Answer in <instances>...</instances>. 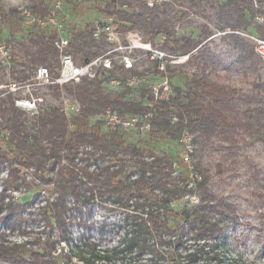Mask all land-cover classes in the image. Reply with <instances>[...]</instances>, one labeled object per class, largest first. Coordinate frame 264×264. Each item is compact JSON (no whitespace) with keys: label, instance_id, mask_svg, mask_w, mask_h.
Returning <instances> with one entry per match:
<instances>
[{"label":"trees","instance_id":"16d2710c","mask_svg":"<svg viewBox=\"0 0 264 264\" xmlns=\"http://www.w3.org/2000/svg\"><path fill=\"white\" fill-rule=\"evenodd\" d=\"M220 8L231 31H248L256 17L264 14L262 9L254 7L253 0H227ZM105 10L109 15L114 14L110 6ZM115 14L120 21L117 24L120 32L135 28L144 30L145 36L161 32V28H156V24L147 19L143 12L135 14L118 10ZM0 17L8 18L1 7ZM95 32L96 27L88 25L84 31L70 35V53L75 61L82 60L84 63L100 56V52L92 51L95 46L102 48ZM253 35L264 38V27H258L257 34ZM211 36L212 33L205 29L197 40L190 37L182 39L176 43L178 54L191 55L197 50V56L192 58L206 56L207 41ZM229 37L234 40L235 48L246 55L245 58L256 59L259 64H263L250 42L235 34ZM101 38L106 39L104 35ZM54 41L55 37L46 35L30 39L31 47L26 56L27 67L33 74L38 67L44 66L54 77L59 76L60 53ZM115 67L116 63L111 70L100 69L94 79L84 78L76 84L50 87L58 96L65 92V98L80 105L78 113L70 118L60 107H42L38 115L30 117L26 111L16 107L8 91L0 90V111L5 105L0 120V139L4 146H0V165L15 166L8 170L7 179L18 178L20 175L23 178V173L33 170L35 180L39 177L45 186L54 184L57 196L54 202L49 199L46 204L49 210L46 220L50 227H64L65 214L78 209L80 203L94 200L97 194L101 198L125 201L129 208L140 210L141 217L136 222L133 241L138 249V257L146 258L137 264H196L200 253L206 249L208 257L217 259L218 254L210 241L222 237L221 223L224 217L229 216L235 222L238 221L234 207L217 199L210 192L207 182L195 171L192 172V180L183 179L176 175L175 163L169 157L148 154L137 147H127L119 143V134L100 135L99 124L91 125L90 121L103 116L107 109L121 110L118 113L123 117L143 116L151 112L154 134L178 140L183 132L189 131L199 134L204 141L219 134L223 141L230 143L229 147L235 148L239 142L234 135L241 130L264 144V107L248 108L245 117L240 118L235 104L237 91H229L224 86L210 83L206 69L193 75L192 88L188 93L172 87L176 97L171 102H155L147 86L140 87L143 90L141 101L128 100L127 92L114 95L107 89L110 80L116 78ZM118 68L132 76L137 74L133 68L126 69L122 65ZM5 71L0 62V78ZM33 74L11 67L10 75L15 83H24ZM156 76L159 79L165 73L157 70ZM3 85V80H0V87ZM3 96L6 97L5 101ZM170 113L176 115L175 123H171ZM116 142L121 145L119 151L113 150L111 146ZM129 163L132 171L123 177L127 174ZM91 166H96L94 171L89 170ZM217 168L221 172V166ZM47 172H55L57 180L46 178ZM6 190L7 186L3 191ZM188 195H195L198 203L188 204L189 207L181 212L172 207ZM4 200L3 196L0 199V212ZM24 210L23 205L11 207L4 217L5 221H10L14 215L12 224L16 226ZM216 211L219 214L213 215ZM197 244L199 249L193 250L192 245ZM26 246L21 244L5 248L0 244V260H9L13 264H64L55 261L50 247L40 252L28 250ZM58 255L67 256L63 252ZM76 258L81 264H102L96 263L100 259H96L92 253L91 258L71 253V261Z\"/></svg>","mask_w":264,"mask_h":264},{"label":"rangeland","instance_id":"374dc122","mask_svg":"<svg viewBox=\"0 0 264 264\" xmlns=\"http://www.w3.org/2000/svg\"><path fill=\"white\" fill-rule=\"evenodd\" d=\"M226 1L163 0L150 7L148 0H62L59 20L65 25L63 35L70 36L84 31L88 25L91 27L113 25L117 28L120 21L115 13L118 10L135 14L143 12L147 19L156 24V28H161V32L145 36L144 30L140 28H135L133 31L144 40L151 42L154 48L177 56H188L185 62L168 65L166 76L172 87L188 93L192 88L193 75L206 69L210 83L224 86L229 91H237L236 108L239 117L244 118L248 108L264 107V65L259 64L256 59L245 58L246 55L235 48L234 40L229 37L230 34H224L231 31L220 8V5ZM54 3L55 0H0V7L8 15V18L0 17V44L6 45L9 49L12 68L16 67L18 70H26L33 74L27 67L26 56L31 47L30 39L40 35L54 36L57 33L52 28L40 29L35 23L25 19L22 11L28 10L34 15L45 17ZM253 5L264 11V0H253ZM107 6L111 7L113 15L106 12ZM258 27H264V14L256 17L248 31H238L257 34ZM205 29L212 33L207 41L206 56L192 58L197 56V50L191 55L178 54L176 43L189 37L197 40ZM48 31L51 34H48ZM96 39L102 48L95 46L92 47V51L100 52V55L116 46L114 42L101 36ZM130 57L133 70L137 71L135 76H145L150 81L157 79V64L148 52L134 50L130 53ZM82 58L84 60V57ZM76 61L82 63V60ZM115 63V79L120 81V85H108V91L114 95L127 92L128 100L141 101L143 90L126 87L124 82L132 75L118 68L120 66L118 60L114 61ZM10 72L11 68L6 69L0 78L4 82L0 90L9 91L10 84L15 83ZM39 92L45 98L43 107L63 109L64 98L67 97L65 92L60 96L50 88L41 89ZM173 95L175 98V91ZM70 101L74 100L70 99ZM170 117L171 123L177 121L174 113H170ZM173 117L176 118L172 119ZM103 121L101 116L91 119L90 124H99L100 135L119 134L121 136L119 143L127 147H137L148 154L169 157L175 163L176 175L183 179L192 180L191 174L195 171L207 182L210 192L217 199L224 200L236 210L238 221L235 222L229 216L224 217L221 223L222 237L217 241H210L218 258L208 257L206 249L200 253L196 264H264V144L261 141L241 130L234 135L239 145L231 148L230 143L223 141L219 134L204 141L199 134L192 132L195 138L190 152L180 141L181 136L178 140H172L165 135L154 134L152 119H150L151 130L144 136L134 129H111ZM0 146L4 147L1 139ZM111 146L116 151L121 149V145L119 146L117 142L112 143ZM218 166H221V172L217 171ZM13 168L15 166L0 165V199L5 197L4 207L0 212V244L5 248L27 244L26 249L42 252L50 247L55 261L64 264H81L77 258L71 261V253L83 258H91L92 253L96 259H100L96 263L102 264H137L146 258L138 257V249L133 241L135 225L141 217L140 210L129 208L125 201L101 198L97 194L94 200L85 204L80 203L78 209L66 213L64 227H50L46 220L49 210L42 202L43 197L38 198V194L34 196L45 187V184L39 177H36L35 181L26 182L22 181L21 175L18 178L7 179L8 170ZM131 171L132 166L129 163L127 174L123 177L128 176ZM46 178L57 180L55 172H47ZM6 186L8 190L4 192ZM188 204L191 202L185 199L173 204L172 207L181 212L189 207ZM16 205H23L25 210L20 222L14 226L12 224L14 215L10 221H5L4 217L10 208ZM217 214L219 211L213 213V215ZM42 235L46 237L45 240ZM198 246V244L192 245V249H199ZM60 251L67 256L57 257ZM0 264H13V262L0 260Z\"/></svg>","mask_w":264,"mask_h":264},{"label":"built area","instance_id":"2783aa9c","mask_svg":"<svg viewBox=\"0 0 264 264\" xmlns=\"http://www.w3.org/2000/svg\"><path fill=\"white\" fill-rule=\"evenodd\" d=\"M162 1L163 0H148V5L153 7ZM61 9L62 0H55L53 8L45 17L34 15L28 10L22 11L23 17L25 19H29L32 23H35L40 29L47 30L48 28H52L57 31L53 37H55L54 45L60 53V69L58 71L59 76L54 77L48 68L40 66L36 69L33 76L29 80L21 84H10L8 92L13 96L17 108L26 111L33 117L39 114L45 102V98L39 94V90L41 89H49L54 85L63 87L67 84H76L81 82L84 78L94 79L100 69H113L114 61L116 60H118L119 64L124 66L126 69H131L133 68V62L131 60L130 53L134 50H144L148 52L152 59L156 62L157 69L161 73H165V76L151 81L145 76H131L125 80L124 85L129 88L147 86L151 90L155 102L157 103L172 101L174 92L171 82L166 76L167 67L169 64L185 62L188 56H177L154 48L151 42L144 40L142 36L133 30L120 32L113 25H96L95 37L99 38L104 35L108 41L114 42L116 46L114 49L106 52L105 54L79 64L70 53V36L63 35L65 25L64 22L59 20ZM224 34H235L246 38L254 46L256 54L260 57L264 64V38L239 31H229ZM11 59L12 57L9 49L6 45L0 44V62L5 69L11 68ZM109 85H120V81L117 79H111ZM3 99L5 101L6 97L3 96ZM4 109L5 105L2 106L0 111V120L3 118ZM62 110L65 115L70 118L72 115L78 113L80 105L75 101H70V99L64 98V106ZM152 116V113L149 112L143 116L123 117L117 111L107 109L102 118L106 125L111 129H134L144 136L151 130L150 119ZM173 119H175V117ZM193 140L194 135H192L189 131H185L180 138V141L184 143L187 151L190 152L193 149ZM86 150L89 151L91 148H86ZM95 168L96 166H91L89 170L94 171ZM21 179L22 181H35L33 170H27ZM43 188L38 192V198L42 196V202L46 205L49 199L53 200L57 196V193L55 191L54 184L47 185L46 189ZM49 196H51V198ZM186 200L191 202V204L198 203V199L195 195H188ZM69 205H71L70 201ZM24 215H26V212ZM45 238L46 237L43 236V240H45ZM61 252L62 251L59 253Z\"/></svg>","mask_w":264,"mask_h":264},{"label":"crops","instance_id":"0c3cea01","mask_svg":"<svg viewBox=\"0 0 264 264\" xmlns=\"http://www.w3.org/2000/svg\"><path fill=\"white\" fill-rule=\"evenodd\" d=\"M48 34H51V33H49V31L47 32Z\"/></svg>","mask_w":264,"mask_h":264}]
</instances>
